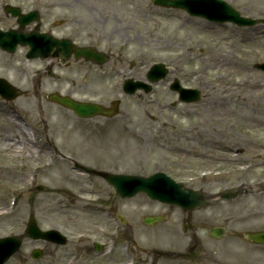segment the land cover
Segmentation results:
<instances>
[{
    "label": "rangeland",
    "instance_id": "obj_1",
    "mask_svg": "<svg viewBox=\"0 0 264 264\" xmlns=\"http://www.w3.org/2000/svg\"><path fill=\"white\" fill-rule=\"evenodd\" d=\"M226 1L243 16L264 19V0ZM8 5L19 7L23 12L39 10L42 30L51 33L59 31L54 24L57 20L65 22L64 26L70 24L86 32L97 20L105 19L107 24L103 22V30L112 32L118 28L126 37L137 36L138 43H133L132 47L127 45L124 51L137 52L141 73L154 63L164 62L169 67V74L166 80L154 86L151 94L141 92L122 99L121 115L118 117L122 124L114 130L115 133L112 132L114 135H109L104 153L106 156L103 155L109 163L104 165L108 169L130 173L164 171L176 181L206 194L235 191L241 185L242 190L246 191L243 195L228 202L212 200L207 204L206 210L201 212V217L206 218L205 226L225 224L231 234L264 229V212L233 211L235 204L247 201L245 197L249 189L246 183L264 178V166L261 165L264 158L258 156L260 152L256 148V143L264 141V136L255 135L251 141L249 173H235L247 164L219 162L215 157L217 150L207 151V157H197L201 140L199 126L207 113L213 115V110L209 109L211 94L219 89L221 83L229 84L244 77L243 72L239 73L233 64L230 68H220L212 58L216 52L230 51L235 64L264 76V72L256 67L264 63V24L254 27L215 24L192 18L181 10L155 6L151 0H0V29L3 30L18 29L16 19L4 12ZM81 21L84 24L79 25ZM33 27L31 25L26 30ZM250 36L253 38L251 41L244 40ZM27 51L26 47H18L14 54H9L0 49V77L23 92L13 101L0 97V123L6 121L5 113L16 112L20 120L28 122L36 131L43 150L37 157L24 160H21V155L13 156L12 152L0 155V167H14L17 174L25 175L23 182H15L10 177L0 181V205H7L12 195L18 196L16 211L0 217V238L23 234L29 216L34 215L43 230H59L68 236L69 244L56 246L25 238L18 253L6 264H128L132 259H135V264H150L149 256L154 245L159 248L169 245V234L172 232L174 241L177 228L172 223H175L177 214L173 212L169 221L171 224L163 225V230L158 234L160 236L151 241L150 235L143 234L146 227L137 226L136 223L156 207L145 205L144 197L140 195L126 200L119 209L131 226L125 228L124 235L113 234L110 217L91 210L95 197L87 193L88 182L69 172L62 160L55 162V155L44 144L43 128H46L49 138H58L56 144L65 155H75L81 146L80 141L77 142L79 132L72 129L73 114L46 99L48 94L56 91L57 82L44 76L45 63L41 59L26 58ZM221 76L224 80L220 79ZM174 77L179 78L185 87L199 89L201 100L195 104H179L175 94L169 90ZM215 122L210 121V127L217 130L220 124ZM127 130L124 137L117 138L116 134ZM5 137L0 135V145L8 143ZM19 138L18 133H12L10 142L16 140L15 150L20 147ZM35 149L33 151L37 152ZM80 150L83 156L91 152V148L87 152ZM92 158L90 155L86 159L89 161ZM27 177H34V183H28ZM108 205L107 208L114 206V199ZM171 226L174 228L171 229ZM199 232L205 240L204 231L200 228ZM132 233V240L136 244L130 241ZM110 238L117 243L114 253L110 256L105 255L104 251L98 254L94 244L99 243L104 247ZM250 247L249 264H264V247ZM35 248L44 249V256L40 260L30 256ZM236 252L239 254L240 250Z\"/></svg>",
    "mask_w": 264,
    "mask_h": 264
},
{
    "label": "bare ground",
    "instance_id": "obj_2",
    "mask_svg": "<svg viewBox=\"0 0 264 264\" xmlns=\"http://www.w3.org/2000/svg\"><path fill=\"white\" fill-rule=\"evenodd\" d=\"M252 39V36L244 38L245 41ZM212 61L220 68H230L233 64L239 73L243 72L244 77L239 81H231L229 84L221 83L219 89L211 94L209 109L213 110V115L207 113L203 118L204 122L199 126L201 140L198 147V157H207V151L217 150L216 159L247 164L246 166H248L249 148L253 137L255 135L264 136V76L244 69L243 65L235 64L230 51L216 52ZM220 79L224 80V77L221 76ZM233 104L234 108H232ZM5 117L6 121L0 123V135H6L4 139L8 143L0 145V155H7L12 152L13 156H20L27 152L26 157L34 158L37 152L33 151L30 136L21 126L20 119L12 113H5ZM210 121H216L215 123L220 124V127L214 130L210 127ZM241 123L244 126H237ZM13 132L20 135L18 150H15L16 140L10 142ZM256 145L260 152L258 156L264 158V141L260 140ZM261 165L264 166V159ZM250 169V166L245 167L240 169L239 173H249ZM8 177L15 182H23L25 179V175L17 174L14 168L0 167V181ZM246 184L250 187V194L245 197L247 201L234 206L233 210L235 212H252L253 214L264 212V178ZM7 215L6 203L0 205V217Z\"/></svg>",
    "mask_w": 264,
    "mask_h": 264
},
{
    "label": "water",
    "instance_id": "obj_3",
    "mask_svg": "<svg viewBox=\"0 0 264 264\" xmlns=\"http://www.w3.org/2000/svg\"><path fill=\"white\" fill-rule=\"evenodd\" d=\"M158 4L166 5V6H174V7H182L187 10H191V8H195L194 10L200 8V6L204 3L210 4H224L221 0H181V1H171V0H154ZM227 6V5H226ZM191 7V8H190ZM14 15H19L18 10H12ZM228 17L226 19H231L237 21L240 24H253L255 22L250 20H242L238 18V14L234 12L230 7L227 6ZM194 13V11H192ZM26 23L27 21H22ZM18 43L21 44H29L32 48L29 56L35 57L39 54L46 56L47 54L44 52H38L41 46L38 38L33 35L29 36H19L13 32L9 33H0V45L5 48L13 51ZM155 70H159L158 74H155L152 77V81H158L163 78L166 74V70H161L155 68ZM147 91L150 90V87L146 86ZM199 98V93L195 92L194 96L187 99V101H196ZM50 99L53 101H57L62 105L69 107L76 111L79 115L84 117H89L95 115L97 113L105 114L106 111L101 109L96 105L91 104H81L77 102H73L68 98H60L56 95L50 96ZM108 182L112 184L117 192H120L124 195V197L133 196L138 192H146L154 199H160L169 203H176L179 205H183L188 199H191L193 192H188L187 190H183L180 185L175 184L170 179L166 178L165 175L159 174L147 179L141 178H132V177H123V176H115L108 175ZM200 199V198H199ZM151 221V220H147ZM28 234L35 238H45L50 239L59 243H63L64 241H58V234L54 232H50L47 234L41 233L37 229V224L34 219L30 220ZM249 238L253 241L264 243V233L258 234H250ZM21 244V240L19 238H10L7 240H3L0 243V246L6 245L9 248V251L4 256L2 260H0V264H2L6 259H8L19 247ZM41 252L36 251L33 253V257H40Z\"/></svg>",
    "mask_w": 264,
    "mask_h": 264
},
{
    "label": "flooded vegetation",
    "instance_id": "obj_4",
    "mask_svg": "<svg viewBox=\"0 0 264 264\" xmlns=\"http://www.w3.org/2000/svg\"><path fill=\"white\" fill-rule=\"evenodd\" d=\"M71 34L75 44L79 46L94 47L101 53L98 60L106 59L107 62H88L86 60H76L74 57L68 63L62 64L59 62L57 66H62L63 71L65 72L63 78L58 79L60 87L62 84L66 83L70 87L69 94L74 97L83 100L104 101L109 96L106 85L109 81L114 82V79L119 76V72L124 65V54L119 46V38L117 35L108 37L99 30H89L85 35H83L82 32L74 30ZM133 67L134 64L131 65V68ZM117 91H119V88H116L112 94H115ZM93 177L95 178L96 176ZM97 178L100 179L99 177ZM104 193H106V191H104ZM188 217L189 213L184 212L182 219L185 220ZM199 223L200 219H198V214L197 212H194L191 215V220L186 223L188 227L192 228L193 235L192 239H189L185 246V252H197L204 255L206 254V249L202 247V244H200L199 239L196 236L195 227L199 225ZM237 238L245 243L243 236H237ZM221 240L222 239H217L214 243L215 248L213 254L217 256L214 264H223L221 257L225 256L227 258L230 256L229 244ZM193 246H195V248H192ZM241 246L242 250L246 249L245 245Z\"/></svg>",
    "mask_w": 264,
    "mask_h": 264
}]
</instances>
